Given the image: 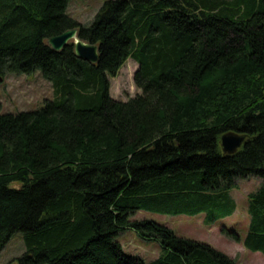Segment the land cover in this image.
I'll use <instances>...</instances> for the list:
<instances>
[{
	"label": "trees",
	"instance_id": "trees-1",
	"mask_svg": "<svg viewBox=\"0 0 264 264\" xmlns=\"http://www.w3.org/2000/svg\"><path fill=\"white\" fill-rule=\"evenodd\" d=\"M68 1L0 0V73L39 69L54 93L0 113V250L21 232L17 264H237L131 215L214 222L234 212L236 179L257 176L243 244L264 255V0H104L90 25ZM74 26L98 45L96 63L72 41L47 43ZM129 57L140 93L115 99L109 77ZM225 132L245 135L233 153ZM127 227L156 239L160 256L125 253L116 238Z\"/></svg>",
	"mask_w": 264,
	"mask_h": 264
},
{
	"label": "rangeland",
	"instance_id": "rangeland-1",
	"mask_svg": "<svg viewBox=\"0 0 264 264\" xmlns=\"http://www.w3.org/2000/svg\"><path fill=\"white\" fill-rule=\"evenodd\" d=\"M104 0H69L67 12L79 23L90 25L96 12ZM137 63L128 58L118 74L109 77L110 95L119 100L140 93L134 83V72ZM0 113L20 110H33L44 104L45 98H52L53 86L39 69L31 73L7 71L0 73ZM262 183V178L249 176L237 178L236 186L229 189L236 208L228 216L218 218L214 222L206 221V213L166 214L146 209H138L131 215L132 219H152L170 227L178 236L200 240L225 252L237 264H264V255L260 251L245 248L243 238L249 224L247 211L249 195L255 192ZM223 228L233 229L241 240L237 241ZM117 241L123 251L141 257L145 262H150L162 253V248L156 239L142 238L133 228L127 227L119 232ZM26 250L23 234L15 232L0 250V264H17V258Z\"/></svg>",
	"mask_w": 264,
	"mask_h": 264
},
{
	"label": "water",
	"instance_id": "water-1",
	"mask_svg": "<svg viewBox=\"0 0 264 264\" xmlns=\"http://www.w3.org/2000/svg\"><path fill=\"white\" fill-rule=\"evenodd\" d=\"M1 27V20H0ZM69 41L73 42L74 53L77 57L96 63L98 59V45L85 41L79 35L78 26L66 29L62 33L49 37L47 43L54 50H60ZM1 80V76H0ZM245 135L238 132H225L220 136L222 151L225 153L235 152L244 142Z\"/></svg>",
	"mask_w": 264,
	"mask_h": 264
}]
</instances>
